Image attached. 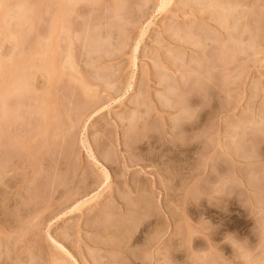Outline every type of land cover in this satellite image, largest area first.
<instances>
[{"label": "rangeland", "instance_id": "obj_1", "mask_svg": "<svg viewBox=\"0 0 264 264\" xmlns=\"http://www.w3.org/2000/svg\"><path fill=\"white\" fill-rule=\"evenodd\" d=\"M169 1L0 0V264H264V0Z\"/></svg>", "mask_w": 264, "mask_h": 264}, {"label": "clouds", "instance_id": "obj_2", "mask_svg": "<svg viewBox=\"0 0 264 264\" xmlns=\"http://www.w3.org/2000/svg\"><path fill=\"white\" fill-rule=\"evenodd\" d=\"M190 115L194 117L195 113L192 112ZM232 183L233 181L230 179H222L213 187L214 195H225ZM223 243L228 244L232 248L233 252L240 256L242 264H251V261L254 259V253L257 245L250 247L247 240H241L235 234H227L224 237ZM225 264H227V262H225Z\"/></svg>", "mask_w": 264, "mask_h": 264}, {"label": "bare ground", "instance_id": "obj_3", "mask_svg": "<svg viewBox=\"0 0 264 264\" xmlns=\"http://www.w3.org/2000/svg\"><path fill=\"white\" fill-rule=\"evenodd\" d=\"M168 2H170L169 0H161V4H162V8H164V7H166V5H168L169 3ZM162 10V9H161ZM191 142V141H190ZM4 173V172H3ZM104 180H107V174L104 176ZM5 182V181H4ZM229 200V199H228ZM80 206H82L80 203H79V206H72V208H71V210L69 209V211L71 212V211H75V210H79L80 208ZM69 213V212H68Z\"/></svg>", "mask_w": 264, "mask_h": 264}]
</instances>
